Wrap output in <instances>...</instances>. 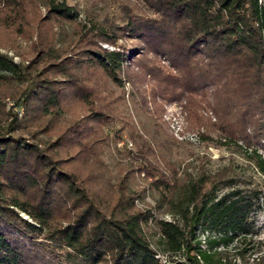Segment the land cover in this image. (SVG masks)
I'll return each instance as SVG.
<instances>
[{
  "label": "trees",
  "instance_id": "obj_1",
  "mask_svg": "<svg viewBox=\"0 0 264 264\" xmlns=\"http://www.w3.org/2000/svg\"><path fill=\"white\" fill-rule=\"evenodd\" d=\"M144 1L153 16L129 15L115 32L137 42L141 52L169 61L177 75L162 81L168 99L193 101L207 88L226 101L234 99L239 108L233 120L222 116L219 131L228 140L242 142L264 179V158L255 147L259 141L264 143V6L258 0ZM6 3V8L17 4ZM43 5L46 20L56 24L72 20L63 1L43 0ZM106 29L92 26L84 34L83 57L71 70H97L118 86L126 57L96 47L97 42L113 44ZM39 52L23 67L0 55V71L5 73L1 77L23 84L14 101L21 116L17 109L10 113L0 131V264H228L220 262L217 248H226L249 233L248 220L257 208L252 198L257 194L244 196L231 185L219 192L215 183L204 190L201 181L183 182L176 189L167 164L163 169L144 161L139 170L152 178L155 190H169V203L177 215L170 222L155 221L158 238L151 246L145 232L149 212L134 208V197L125 186L108 188L100 178L101 164L94 152L99 145L97 130L81 126L80 119L59 132L48 130L65 99L85 103L90 90L86 94L67 70L69 57ZM90 111L88 123L109 122L102 110ZM29 127L53 135V140L39 149L13 136ZM36 132L27 133L35 140ZM72 162L86 166L84 179L78 170L62 167ZM197 229L205 233L204 247Z\"/></svg>",
  "mask_w": 264,
  "mask_h": 264
},
{
  "label": "rangeland",
  "instance_id": "obj_2",
  "mask_svg": "<svg viewBox=\"0 0 264 264\" xmlns=\"http://www.w3.org/2000/svg\"><path fill=\"white\" fill-rule=\"evenodd\" d=\"M6 1L0 0V55L21 67L33 61L39 50L56 52L60 58L69 57L67 70L83 86V91L88 94L90 90V94L85 103L65 99L61 108L55 110L48 130L59 132L78 119L81 126L97 130L99 145L94 152L101 164L100 178L108 188L125 186L126 192L134 197V208L149 212L145 232L150 245L154 246L158 238L155 221L170 222L177 220V215L169 203V190H155L150 184L152 178L139 170L146 165L144 161L155 162L163 169L167 164L173 170L176 189L183 182L201 181L204 190L215 183L219 192H225L227 189L222 187L231 185L244 196L257 194V198H252L257 208L248 220L249 233L217 251L221 263L260 264L264 259V179L248 158L249 150L242 142L228 140L218 128L224 121L222 116L226 121L233 120L239 105L232 98L226 101L224 96L215 95L212 88L201 89L193 101L168 99L162 81L177 75L169 61L163 56L141 52L137 42L115 32L129 15L152 17L149 5L144 0H57L69 8L72 20L56 24L45 19L43 0H15L17 4L11 3L8 8ZM97 25L111 28L106 30L113 44L97 42L96 47L123 52L126 57L118 73V86L97 70L85 67L71 70L74 62L83 57L87 40L84 34ZM40 54L43 58L44 53ZM4 74L0 71V131L9 122L10 113L16 109L18 117L22 113L15 108L14 101L23 84L2 78ZM90 110H102L109 122L102 126L88 123L86 116L91 114ZM37 129L29 127L27 132L35 133ZM27 132H16L13 136L19 135L39 149L53 140V135L42 132H36L33 140ZM263 144L259 141L255 145L262 158ZM147 150L150 154L145 153ZM53 153L57 158H65ZM62 167L78 170L81 179L87 175L86 166L77 162ZM19 216L30 222L25 215ZM196 236L204 247L205 233L197 229Z\"/></svg>",
  "mask_w": 264,
  "mask_h": 264
},
{
  "label": "bare ground",
  "instance_id": "obj_3",
  "mask_svg": "<svg viewBox=\"0 0 264 264\" xmlns=\"http://www.w3.org/2000/svg\"><path fill=\"white\" fill-rule=\"evenodd\" d=\"M259 1V3L262 5V6H264V4H263V0H258ZM263 1V2H262Z\"/></svg>",
  "mask_w": 264,
  "mask_h": 264
}]
</instances>
